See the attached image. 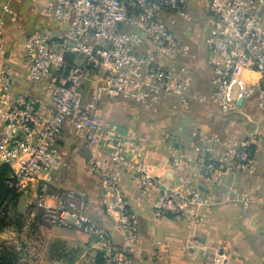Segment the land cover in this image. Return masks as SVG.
I'll return each mask as SVG.
<instances>
[{
  "label": "built area",
  "instance_id": "built-area-1",
  "mask_svg": "<svg viewBox=\"0 0 264 264\" xmlns=\"http://www.w3.org/2000/svg\"><path fill=\"white\" fill-rule=\"evenodd\" d=\"M205 3L213 23L205 38L210 92L200 95L198 101L210 100L222 115H229L237 109L238 101L255 99L264 117V0ZM1 12L12 13L7 5ZM43 13L62 25L64 33L57 39L45 30L32 35L25 41L23 62L27 80L34 86L43 85L50 107L34 98L19 99L11 76L0 68V165L10 168L17 193H26L36 184L34 210L42 227L75 230L103 239L105 233L95 226L74 192L49 187L50 174L62 163L59 141L68 126V133L82 139L90 150L88 170L101 181L105 210L117 217L131 240L135 227L120 179L127 174L139 190L159 188L166 170L153 163H130L127 135L117 125L99 123L93 112L104 98L149 108L173 97L185 101L193 96L190 71L181 62L189 52L163 20L164 14L183 16V2L54 0ZM1 24L2 16L0 28ZM95 74L100 75L101 83L82 104L81 85ZM203 139L207 143L218 141L215 134H206ZM248 149V143L241 142L228 151L231 170L250 168ZM180 157L172 150L169 167L173 173L181 170ZM202 167L211 175L216 163L208 158ZM208 203L199 190H163L154 212L157 217H184ZM103 259L112 260L106 255ZM120 263L135 264L125 253Z\"/></svg>",
  "mask_w": 264,
  "mask_h": 264
},
{
  "label": "crops",
  "instance_id": "crops-1",
  "mask_svg": "<svg viewBox=\"0 0 264 264\" xmlns=\"http://www.w3.org/2000/svg\"><path fill=\"white\" fill-rule=\"evenodd\" d=\"M52 1L0 0V68L11 76L12 89L19 99L34 98L47 107L50 101L43 85L34 86L26 78L23 52L25 41L41 30L54 39L63 35L64 27L43 13ZM181 1L185 14H164L163 20L190 53L181 62L193 77V101L182 106L177 98H171L143 108L118 98H104L93 112L99 123H115L127 135L130 163H153L166 170L159 188L139 190L129 175L120 179L135 227L134 237L129 240L117 217L105 210L101 181L88 170L90 150L82 139L68 133L67 126L59 141L62 163L50 174L49 187L74 192L105 237L36 224L32 230L36 253L34 257L32 253L30 257L25 255L26 264H95L99 253L112 259H105L104 264H121L124 253L135 264H264V117L258 112L255 99L238 101L237 109L229 115H222L210 100L198 103L200 95L210 92L205 38L213 23L205 0ZM4 5L11 8V15L2 14ZM146 48L147 45L142 47ZM100 83L97 74L83 81L82 104L90 100ZM193 126L202 129L196 139ZM206 134H215L218 141L206 143ZM164 136H170L167 143L163 142ZM241 142L254 147L251 166L233 171L228 167V151ZM172 146L190 161L183 160L177 173L169 167ZM197 150L216 163L209 180L201 177L194 160ZM30 186L34 193L28 202L34 204L36 184ZM187 188L212 196V207L193 208L184 217L156 216L154 207L163 190L177 193ZM24 212L25 209L21 211Z\"/></svg>",
  "mask_w": 264,
  "mask_h": 264
},
{
  "label": "rangeland",
  "instance_id": "rangeland-1",
  "mask_svg": "<svg viewBox=\"0 0 264 264\" xmlns=\"http://www.w3.org/2000/svg\"><path fill=\"white\" fill-rule=\"evenodd\" d=\"M6 16H9V15H6ZM190 79H191V85H193V77H192L191 71H190ZM173 98H177L179 104L182 106H185L189 102L191 103V101H193V97H189L185 101H181L178 97H173ZM124 102L129 103V104H133L131 102H126V101H124ZM198 103H202V102L198 101ZM106 123H108V122H106ZM110 124L117 125L115 123H108L107 125H110ZM117 126L120 127L119 125H117ZM201 130H202L201 128H195V126H193V132L192 133L195 134V136H193L194 139H196V134L200 133ZM169 140H170V136H168V137L164 136L163 137L164 143L165 142L167 143ZM172 141H173V139H172ZM172 150L177 151L173 146H172ZM172 150L170 153H172ZM198 153L199 154L195 155L194 160L197 162V164L199 165V167L201 169V171H200L201 177L205 180H209V179H211V175L206 173V171L202 167V162L205 161L206 159H208V156L203 155L201 150L198 151ZM179 154L181 155V157H180L181 163L180 164H182L183 160L186 162H190L188 158L182 157L181 153H179ZM170 158H171V156H170ZM30 188H31V186L28 188V191L26 193H21L19 195L18 200L19 199L20 200L19 201L17 200V202L15 203V207L10 211V216L8 217L9 221H7V223H9L8 227L5 228L3 231H0V243H5V244L7 243L6 244L7 247H9L11 245L12 246H18V247L22 246V249L19 252V255L22 258V260H23V258H25V255L26 256L28 255V257H30L31 253L33 254V257L35 256V253H36L35 249L37 248V245L35 244L36 236H35V232H33L34 231L33 229H35L34 225H36V224L40 225L39 220H37L38 218H36V217H38V215H37V212L34 210L33 202H30V203L28 202L29 195L31 193H34V189L33 190L31 189V191H30ZM202 192L207 196L209 203L203 207H200V208L212 207V205L214 203L212 196L207 195L204 191H202ZM18 202H19V205H17ZM24 209H25V212L21 213V211H23ZM30 215H32L33 217L31 218ZM15 220H17V221L15 222ZM34 220L36 221V223L32 222ZM22 225L24 226V227H22V229L17 228V227H20ZM24 247H26V251L23 250ZM220 257H222L221 254H220ZM224 260H226V259H224Z\"/></svg>",
  "mask_w": 264,
  "mask_h": 264
},
{
  "label": "trees",
  "instance_id": "trees-1",
  "mask_svg": "<svg viewBox=\"0 0 264 264\" xmlns=\"http://www.w3.org/2000/svg\"><path fill=\"white\" fill-rule=\"evenodd\" d=\"M248 151L253 157L254 147L249 146ZM19 193L16 192L11 178L10 168L7 165H0V231H3L8 227L10 211L15 207V203L19 198ZM173 217L167 215V218ZM38 218V217H36ZM17 220H15L16 222ZM23 225L17 228L22 229ZM7 244V243H6ZM5 243H0V264H26L19 255L22 249L18 246L7 247ZM105 259L103 255L99 253L96 256L95 264H104Z\"/></svg>",
  "mask_w": 264,
  "mask_h": 264
},
{
  "label": "water",
  "instance_id": "water-1",
  "mask_svg": "<svg viewBox=\"0 0 264 264\" xmlns=\"http://www.w3.org/2000/svg\"><path fill=\"white\" fill-rule=\"evenodd\" d=\"M57 264H59V263H57Z\"/></svg>",
  "mask_w": 264,
  "mask_h": 264
}]
</instances>
